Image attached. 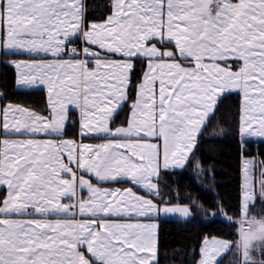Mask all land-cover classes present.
<instances>
[{"label": "snow or ice", "instance_id": "obj_1", "mask_svg": "<svg viewBox=\"0 0 264 264\" xmlns=\"http://www.w3.org/2000/svg\"><path fill=\"white\" fill-rule=\"evenodd\" d=\"M108 7L103 22L87 24L84 0H0V50L29 56L11 62L19 84L46 85L50 104L49 117L0 108V185L7 189L0 264H158L157 225L141 218H187L189 207L160 206L131 188L101 189L85 176L126 178L158 194L161 163L183 166L225 92L242 96L240 137L264 138V0H111ZM134 58L146 60L147 72L130 96ZM70 105L81 135L108 142L8 138L60 135ZM125 106L127 126L111 128ZM253 164L244 161L243 264H257L253 241L264 244V221L247 219ZM259 184L264 197V167ZM229 247L206 240L200 264H215Z\"/></svg>", "mask_w": 264, "mask_h": 264}, {"label": "trees", "instance_id": "obj_2", "mask_svg": "<svg viewBox=\"0 0 264 264\" xmlns=\"http://www.w3.org/2000/svg\"><path fill=\"white\" fill-rule=\"evenodd\" d=\"M109 3L110 0H86V20L103 21L109 12ZM14 57L27 56L2 53L0 57L1 105L19 104L39 113H47L44 91L16 88L15 71L7 62ZM144 68L141 59L134 60L132 84L129 85L130 96L135 92ZM128 109L127 106L123 107L112 124L117 123L121 115L124 119ZM239 118L240 95L227 93L220 96L201 134L197 136L195 146L184 166L178 170H164L156 179L158 194L153 196V199L157 205H188L194 215L189 220H158V264H196L202 239L211 236L232 243L228 254L218 264H228L230 260L240 264L236 220L240 216L241 157L257 154L261 163L264 162V140L240 139ZM77 127V115L72 112L64 136L75 138ZM205 211H222L218 215L225 214L229 220L212 218L205 222L201 218V213ZM261 261H264V249L257 264Z\"/></svg>", "mask_w": 264, "mask_h": 264}, {"label": "crops", "instance_id": "obj_3", "mask_svg": "<svg viewBox=\"0 0 264 264\" xmlns=\"http://www.w3.org/2000/svg\"><path fill=\"white\" fill-rule=\"evenodd\" d=\"M111 2V0H110ZM110 4V3H109ZM84 5H85V10H86V0H84ZM108 14H110V11L108 12ZM107 14V15H108ZM86 20V18H85ZM103 21H99V22H89L86 20V23L87 24H90V23H101ZM73 46H85V45H82L81 42H78L77 45H73ZM158 47H160V45H157ZM3 53V50H0V57ZM26 55V54H24ZM27 57L23 58V57H14V58H11V59H8L7 62L13 67L14 71H15V74H16V77H15V86L17 89L19 90H42L44 91L45 93V101H46V107H47V113H39L35 110H32L30 108H27L31 111H34L35 113H37L38 115H41V116H45V117H49L50 116V104H49V94H48V90H47V86L46 85H43V84H37V85H33V86H27V85H20L19 84V70L16 69L14 67V65L11 63L12 61H30V58L28 55H26ZM67 58V57H65ZM113 59H117L118 57H115L113 56L112 57ZM48 61H52L53 60V57L51 56H48L46 58ZM135 59H141L143 62H144V65H145V68H144V71L141 75V79L140 81L137 83L136 86H138L141 82H142V79H143V76L145 74V72H147V66H146V60L144 58H134L132 63H133V66H134V60ZM92 66V62L90 61V67ZM133 69V68H132ZM227 93H237L240 95L241 97V102H242V96L239 92H236V91H230V92H225L223 94H227ZM221 94V96L223 95ZM1 97V96H0ZM8 104H12V103H7L5 105H1L0 103V108H4L6 105ZM14 106H20V107H24L22 105H19V104H12ZM26 108V107H24ZM128 113L127 115L125 116V118L121 121V122H118V123H115V124H112L113 122V119L116 117L117 113L120 112V110L117 111L116 114H114L113 118H112V122L110 124V127L115 129L117 127H121V126H127V120L129 118V114H130V109H128ZM71 112H75L76 115H77V133H76V136L75 138H68L66 136H64V133H65V128L68 124V121H69V114ZM211 115V114H210ZM240 116H241V105H240ZM209 118V117H208ZM207 121V120H206ZM239 125H240V118H239ZM240 136V134H239ZM4 137H0V139H3ZM8 138H11V139H38V140H53V141H59L61 139L63 140H74L77 144H89V145H99V144H103V143H107L108 140L104 138L103 134L101 135H96V134H92V135H88V136H84V135H81V119H80V115H79V111L77 109H75L73 106H69V112H68V120L65 122V125H64V128H63V132L60 134V135H56V134H46V133H37V134H28V133H25L24 135H18V136H12V137H8ZM255 140H264V138H261V137H254ZM193 150V149H192ZM192 152V151H191ZM191 152L188 154V158L191 154ZM187 158V159H188ZM187 161V160H186ZM185 161V162H186ZM184 162V164H185ZM183 164V166H184ZM182 166V167H183ZM182 167H175V166H171L168 168V169H165L163 167V164L161 163V167L159 169V174L164 171V170H178V169H181ZM79 174V173H78ZM159 176V175H158ZM86 179H89L91 180L92 184L96 187H99L101 189H108V190H116V189H119L121 192H123L124 190L126 189H129L131 188L132 191L138 195V196H143L145 197L146 199H151L153 201V203L156 204L155 200L153 199V196L156 195V193L154 192H148L147 190L143 189L142 187L132 183L130 180L128 179H119L118 181H114V182H100V181H97L96 178L92 177L91 175H88V176H85ZM157 179V178H156ZM156 179L153 180L154 183H156ZM118 183H127L125 185H122V184H118ZM157 184V183H156ZM241 187V186H240ZM241 189V188H240ZM7 195V189H6V186H2L0 185V196H1V199L2 200L5 196ZM81 195L87 199V192L86 190H83L81 191ZM257 199H259V197H257ZM256 199V200H257ZM255 200V203L254 204H258L261 202V200L259 199L258 202H256ZM264 200V199H263ZM262 200V201H263ZM64 202H67V201H64ZM264 202V201H263ZM165 204H161L160 206H164ZM168 206H175L176 204H167ZM180 206H187L189 207L188 205H180ZM190 209V215L187 217V218H184L182 216H180L179 214H164V213H161L158 217H154L152 219H148V218H141V221L142 223H154L157 225V229H156V232H157V236H158V225H159V219H163V218H171V219H181V220H189L191 218H193V212L191 210V208L189 207ZM240 212H241V208H240ZM218 213H222V211L220 212H211V211H205L203 213H201V218L203 221L205 222H209L212 218H214L216 215H218ZM56 217L54 216H50L49 219H55ZM77 219H83L84 217H81V216H77L76 217ZM240 218V216H239ZM238 218V219H239ZM113 219H117L119 220V222H125V219L124 218H113ZM238 219L236 220L238 222ZM219 240V241H224L226 242L228 245H230V247L228 249H222L219 251V253L216 255L215 257V264H218L220 262V260L228 254L230 248H231V245L232 243L226 239H223V238H219V237H214V236H211V237H205L202 239L201 243H200V246H199V257L196 261V264H200V261L202 259V249L204 248V244H205V241H211V240ZM85 255L88 256L89 254L85 252ZM156 257H157V253H156Z\"/></svg>", "mask_w": 264, "mask_h": 264}, {"label": "rangeland", "instance_id": "obj_4", "mask_svg": "<svg viewBox=\"0 0 264 264\" xmlns=\"http://www.w3.org/2000/svg\"><path fill=\"white\" fill-rule=\"evenodd\" d=\"M240 105H241V97H240ZM128 111H127V113H128ZM127 113L125 114V116L127 115ZM70 114H69V117H70ZM117 115H118V113H117ZM125 116H124V118H125ZM120 117H121V119H119L118 122H121L123 120L122 115ZM240 139H242V138L240 137ZM243 139L255 140L254 137H252V138L245 137ZM245 160H251L254 162V164L252 166H250L251 175L253 177V192L251 193V202L248 205L247 219L248 220H255V221H264V202L262 201L264 199V197H262V195H261L260 184H259L262 163H261L260 158L258 157L257 154H254L250 157L242 156L241 157V170H240V186H241L240 187L241 188L240 208H241V212H240V218L238 219V242H237V245L240 242L241 229L247 228V223L245 222V215L243 212V198H244V194H245L244 193V161ZM257 197H259L261 202L258 204H254ZM263 249H264V244H262L259 240L253 241L252 246L249 249L250 257L258 263L260 260V254L262 253ZM238 251L240 253V259H241L240 264H243L242 250L238 249ZM228 264H236V262L230 260L228 262Z\"/></svg>", "mask_w": 264, "mask_h": 264}, {"label": "water", "instance_id": "obj_5", "mask_svg": "<svg viewBox=\"0 0 264 264\" xmlns=\"http://www.w3.org/2000/svg\"><path fill=\"white\" fill-rule=\"evenodd\" d=\"M214 218H219V219H222V220H229V217L226 216L225 214L216 215Z\"/></svg>", "mask_w": 264, "mask_h": 264}]
</instances>
